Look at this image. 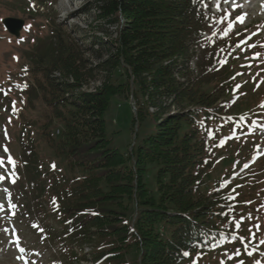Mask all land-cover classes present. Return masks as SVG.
<instances>
[{"label":"trees","instance_id":"obj_1","mask_svg":"<svg viewBox=\"0 0 264 264\" xmlns=\"http://www.w3.org/2000/svg\"><path fill=\"white\" fill-rule=\"evenodd\" d=\"M95 5L96 18L117 29L116 37L92 41L91 64L59 29L40 57L43 99L63 127L58 139L52 131L45 134L47 141L72 171L88 174L77 184L64 177L54 182L56 222L48 230L67 251V264L91 259L127 264L125 252L132 248L139 252V264H186L192 255L217 247L226 235L234 236L231 197L220 191L206 196L200 190L211 165L204 129L209 122H232V111L241 113L221 102L231 89L201 91L217 78L213 59L215 49L223 46L213 32L206 37L211 9L206 0H95ZM54 71L61 80L50 77ZM96 73L103 77L98 91L74 94ZM130 94L139 99L140 122L149 117L156 132L125 155L112 146L105 117L114 97ZM150 165L157 166L158 197L146 182ZM25 166L42 182L34 173L35 162ZM43 188L42 183L34 185L37 195ZM133 212L131 227L127 221ZM251 256L253 264L260 263V256Z\"/></svg>","mask_w":264,"mask_h":264},{"label":"rangeland","instance_id":"obj_2","mask_svg":"<svg viewBox=\"0 0 264 264\" xmlns=\"http://www.w3.org/2000/svg\"><path fill=\"white\" fill-rule=\"evenodd\" d=\"M262 1L206 0L212 13V27L206 37L213 32L223 46L215 49L213 59L217 78L203 85L201 91L210 94L217 87L231 89L230 96L225 94L221 102H228L229 111L236 107L241 113L232 111V122L226 119L209 122L204 129L209 132L211 165L203 173L200 190L206 196L220 191L231 197L230 222L234 236L226 235L217 247L192 255L186 264H253L252 253L260 256V260L256 256L255 259L264 264V243H261L264 241ZM96 14L95 0H0V158L4 159L0 175L5 176L0 180V205L3 206L0 209V264L68 263L67 251L60 248L48 230L56 222L54 182L64 177L77 184L88 174L82 169L72 171L67 159L59 157L47 141L45 134L52 131L58 139L63 127L43 99L46 80L40 57L47 54L55 29H59L75 42L82 59L91 64L94 61L92 41L116 37L117 29L109 28ZM7 18L24 22L18 38L4 27L3 20ZM94 49H98L97 44ZM196 58L190 63L192 70L196 69ZM50 77L61 80L57 71L51 72ZM95 77L88 80L90 83L76 87L74 94L98 91L103 77L100 73ZM71 94L67 93L66 97ZM138 107L139 99L133 94L119 95L111 100L106 113L108 138L125 155L156 132L149 117L140 122ZM171 111L178 112L175 108ZM200 136L204 137V132ZM9 158L15 163H9ZM26 162L36 163L34 173L38 175L36 178L41 176L42 182L34 180ZM156 173L157 166L150 165L146 182L153 196L158 197ZM40 183L44 192L37 195L34 185ZM135 220L133 212L127 222L133 227ZM87 250L93 252L94 248ZM125 253L127 264H139L140 255L135 248ZM83 263L97 264L93 259Z\"/></svg>","mask_w":264,"mask_h":264},{"label":"water","instance_id":"obj_3","mask_svg":"<svg viewBox=\"0 0 264 264\" xmlns=\"http://www.w3.org/2000/svg\"><path fill=\"white\" fill-rule=\"evenodd\" d=\"M3 25L10 34L18 38L24 27V22L19 19L7 18L3 20Z\"/></svg>","mask_w":264,"mask_h":264},{"label":"snow or ice","instance_id":"obj_4","mask_svg":"<svg viewBox=\"0 0 264 264\" xmlns=\"http://www.w3.org/2000/svg\"><path fill=\"white\" fill-rule=\"evenodd\" d=\"M206 6H207V5H206ZM216 7L219 8V5H216ZM241 22H243V19H242V18H241ZM257 57H259V53H257ZM225 63H226V61H225ZM9 163L14 164L15 162L9 158ZM3 165H4V159H3V158H0V166H3ZM3 179H5V176L0 175V180H3ZM12 182H13V183L15 182L14 179H13ZM2 207H3V206L0 205V209H2ZM13 207H14V206H13ZM239 226H240V224L237 223V224H236V227L239 228ZM249 231H250V230H249ZM241 240H243V238H241ZM261 243H264V241H261ZM21 251H23V249H21ZM237 254H238V253H237ZM185 255H188V253H185Z\"/></svg>","mask_w":264,"mask_h":264},{"label":"bare ground","instance_id":"obj_5","mask_svg":"<svg viewBox=\"0 0 264 264\" xmlns=\"http://www.w3.org/2000/svg\"><path fill=\"white\" fill-rule=\"evenodd\" d=\"M264 3V1H262Z\"/></svg>","mask_w":264,"mask_h":264}]
</instances>
